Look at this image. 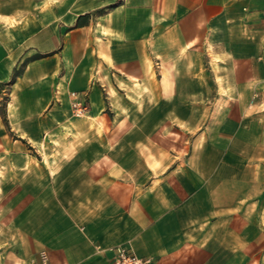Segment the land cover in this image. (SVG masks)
Listing matches in <instances>:
<instances>
[{
    "label": "crops",
    "instance_id": "crops-1",
    "mask_svg": "<svg viewBox=\"0 0 264 264\" xmlns=\"http://www.w3.org/2000/svg\"><path fill=\"white\" fill-rule=\"evenodd\" d=\"M0 97V264H264V0H0Z\"/></svg>",
    "mask_w": 264,
    "mask_h": 264
},
{
    "label": "built area",
    "instance_id": "built-area-1",
    "mask_svg": "<svg viewBox=\"0 0 264 264\" xmlns=\"http://www.w3.org/2000/svg\"><path fill=\"white\" fill-rule=\"evenodd\" d=\"M83 93L70 91V108L75 116H83L88 113L89 106L83 99ZM114 264H152L150 257L137 255L131 248L123 245H117L112 248ZM25 264H54L51 262L46 250H40L37 256L27 261Z\"/></svg>",
    "mask_w": 264,
    "mask_h": 264
},
{
    "label": "rangeland",
    "instance_id": "rangeland-1",
    "mask_svg": "<svg viewBox=\"0 0 264 264\" xmlns=\"http://www.w3.org/2000/svg\"><path fill=\"white\" fill-rule=\"evenodd\" d=\"M127 90H128V88H126ZM126 98H128V97H126ZM4 97H0V109L2 110V106H3V104H4ZM75 116V115H74ZM76 117H80V116H76ZM111 124H113V122L111 123ZM44 125H47V127H50V125H49V122L47 123V122H44ZM80 127H83V126H80ZM123 128H129V125H128V123H127V125H125V126H123ZM59 130H62V131H64L65 129H66V127L64 126V125H62V126H59V128H58ZM165 130V129H164ZM60 133H63V132H61L60 131ZM64 134V133H63ZM57 138V137H56ZM64 138V137H63ZM128 139V138H127ZM57 140H59V138H57ZM181 140H183L181 137H179L177 134H175V133H169L168 135H167V137H165V138H163V140H162V142H163V144H165V145H172V144H174V143H177V142H179V141H181ZM49 143H53V144H60L59 143V141H56L55 140V137L52 139V141L51 140H47ZM128 141V140H127Z\"/></svg>",
    "mask_w": 264,
    "mask_h": 264
}]
</instances>
